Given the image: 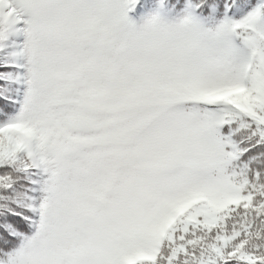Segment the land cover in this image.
<instances>
[{"label":"snow or ice","instance_id":"obj_1","mask_svg":"<svg viewBox=\"0 0 264 264\" xmlns=\"http://www.w3.org/2000/svg\"><path fill=\"white\" fill-rule=\"evenodd\" d=\"M0 264H264V0H0Z\"/></svg>","mask_w":264,"mask_h":264}]
</instances>
